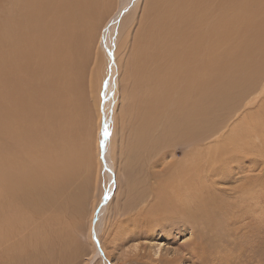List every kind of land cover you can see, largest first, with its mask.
Listing matches in <instances>:
<instances>
[{"label":"bare ground","instance_id":"bare-ground-1","mask_svg":"<svg viewBox=\"0 0 264 264\" xmlns=\"http://www.w3.org/2000/svg\"><path fill=\"white\" fill-rule=\"evenodd\" d=\"M148 1V12L142 18L143 29L137 35L140 46L137 48L136 60L140 70L137 66L138 72H133L137 73L138 86L134 85L137 90L135 97L131 96L136 99L137 92L142 93L138 98L142 114L141 129L136 142L140 150L159 158L161 151L167 149L165 158L167 155L173 156V150L178 146L184 154L195 148L197 152L192 156L193 164L188 166V174L193 165L198 174L199 165L204 159L228 162L239 160L244 153L250 152L247 146L253 151L259 150L258 145H250L249 140L242 141L240 138V143L234 142L236 145H228L224 141L223 148L219 145L213 150H206L205 156L202 147L205 140L203 130L208 127V120L215 115L214 112L230 110L232 105L229 103L240 97L233 95V92L244 87L243 79H256L262 71L264 0ZM121 3L122 0H0V264H26L28 258L32 259L31 264H52L55 261V264H68L65 259L74 260L69 264H76V261L81 264L83 257L87 256L85 249L77 246L67 232L57 237L58 247L54 246L48 224L44 230L41 229L44 245L33 254L27 247L33 239L32 234L24 237L20 236L23 230H13L30 225L28 218L35 213L33 209L38 207V196L44 204L55 206L56 200L48 192L51 186H46L51 184L52 177L65 185L72 183V165L78 164L76 149L82 145L77 120L84 117L82 111L87 96L83 87L88 78L87 65L93 52L99 63L98 47L105 50L108 46L110 32L107 30L113 22L110 20L105 28L108 12L115 7L112 14L117 17L123 10L121 7L117 13ZM252 3H257L256 10L251 8ZM127 22L132 23L134 19L130 18ZM126 23H123L124 26L121 24L123 30L128 28ZM134 45L137 46L136 43ZM114 61L117 63L116 59ZM110 72L111 77L106 78L109 82L105 83L101 93L102 101L94 110L98 109L97 143L101 168L104 163L100 152L111 162L112 152L108 154L110 145L107 147V144H111V133L103 150L100 141L102 126L105 123L108 126L110 114L116 106L111 93L114 88L112 81L117 82L116 64ZM88 82L90 88L95 89L97 81L94 83L91 79ZM87 112L89 117L90 110ZM166 114L169 115V125L165 126L167 134L154 140L147 139L146 130L149 133L150 129L158 128L159 120ZM80 126L81 123L79 129L82 132ZM216 126L213 125L208 134L215 135L220 129ZM172 136L177 139H172ZM50 164L55 167L53 170ZM257 167L261 177L263 167L260 164ZM212 170L217 172L213 179L220 177L224 171L222 163L218 162V169L213 167ZM196 176L197 179H189L192 187L186 190H183L186 186L184 177L168 187L165 185L167 188L164 190H157L153 206L155 214L160 218L166 215L188 221L198 220L204 212L203 208L208 207V201L203 200L204 189L207 188L205 183L211 180L206 177L203 179V174L202 181L200 176ZM257 185V195L254 190L239 191L237 200L243 203L253 201L256 206L260 205L261 195L264 198L263 185ZM53 189L51 191L55 195L59 193L63 196L64 190L58 191L57 185ZM112 190V187L108 189V193H112ZM59 198L61 201V196ZM208 198L215 200L212 194ZM82 200L80 198V202ZM105 205L101 206L99 213L104 211ZM153 207L145 211L147 219L152 215ZM256 218L260 220L258 225L262 224L259 212ZM50 225L54 226L53 221H50ZM125 227H128L127 224ZM7 238L14 245L10 246ZM254 239L262 241L263 236ZM53 246L48 260L46 257L39 258L44 249ZM95 250L89 262L84 264H93V260L98 259L100 248L96 247Z\"/></svg>","mask_w":264,"mask_h":264},{"label":"rangeland","instance_id":"rangeland-1","mask_svg":"<svg viewBox=\"0 0 264 264\" xmlns=\"http://www.w3.org/2000/svg\"><path fill=\"white\" fill-rule=\"evenodd\" d=\"M148 6V0H122L120 9L117 11L118 13L123 7L121 14L117 17L113 16L115 7L108 12V21L106 20L107 22L104 23L106 25L105 28L110 20H113V22L107 30V32H110L107 38V50L98 47L99 63L93 52L91 56L95 58L90 56V61L87 65L88 78L83 87L87 96L84 112L82 111L84 117L77 120V130L82 134V145L80 144V148L76 149L77 154L75 156L76 158L78 157L79 165L77 163H75L76 167L75 164L72 165L71 187L67 184L71 189L65 185L66 183L63 184V182L56 181V178L52 177L50 179L51 184L46 186H51L48 188V192L56 200L55 206L44 204V201H41L38 196L36 198L38 207L35 210L33 209L35 213L30 214L28 218L30 225L14 229L13 231L23 230L24 232L20 233V236L24 237L26 234H32L33 239L27 244L28 251L31 254L44 245L42 243L41 229L44 230L46 224H48L47 228H49V231L52 230L51 235H53L51 238H53L54 246L57 245V237L63 235V232H67L69 233V238H72L77 246L85 249L84 252L87 256L83 257L81 264L89 262L96 251V247L100 248L103 256L99 255L97 260H93V264H264V198L261 195V204L257 206L255 205L256 202L253 201L252 203L248 201L243 203L237 200L239 191L254 190L257 195V184L263 185L264 196V173L259 177L261 174L257 167L260 164L264 170V63L262 71L258 75L259 78L256 77V79L250 80L247 77L244 78V87L233 92V95H239L240 97L229 103V105H232L231 109L215 111V115L208 120V127L203 130L205 140L202 147V152L205 156L207 154L206 150H213L215 146L219 145H222L220 148H223L225 142H228V145H236L234 142H238L240 138L242 141L249 140L248 143L250 145H258L259 150L253 151L247 146L246 148L250 152L244 153L239 160L228 162L213 158V161L204 159L199 165L198 174L194 165L190 166V174L187 171L188 166L191 163L193 164L194 158L192 159V156L197 152L195 148L193 151L187 150L184 154V151L178 146L173 150V156L167 155L164 158L167 152V149H165L161 151L159 158H154L152 153L150 155L141 151L136 143L140 135V116H142L138 98L139 94L142 96V93L137 92L136 99L133 98L137 90L135 87L138 86L136 72L140 70L139 62L136 60L137 48L140 46L137 35H140V29H143L142 24L144 22L142 18L148 12ZM250 6L253 10L257 9V3H252ZM130 18L134 19V22L126 23ZM123 23H126L127 30L122 29L121 24L124 26ZM262 25L264 26V23ZM118 26H120V29ZM117 38H119L118 46L116 45ZM132 52L133 54H131ZM114 59H116L117 63H115ZM131 61L132 63L130 64ZM134 61L135 64L133 63ZM115 64L117 82L112 81L114 82V88L111 85L113 89L111 93L115 97L116 106L110 114V121L108 120V128L112 140L111 144H107V147L110 145L111 148L108 149L110 150L108 154L110 155L112 152L110 156L111 162L105 159L103 154H101L102 152H100V158L104 163L103 168H101L97 143L98 109L97 111L94 110L102 101L101 93L105 83L109 82L106 78L111 77L112 72L110 71ZM137 66L138 71H136ZM91 79L94 83L97 81V86L93 90L88 82ZM108 88H110V85ZM132 95L133 99L131 98ZM89 107L92 108L89 109ZM87 110H90L89 117L86 115L88 113ZM166 115H162L158 128L150 129L149 133L146 130L145 137L147 139L153 138L152 140H154L167 134L168 130L167 127L165 129V126L169 125V115ZM85 116L87 119H85ZM81 120L86 121L87 124ZM80 123L82 132L79 129ZM213 125H217L216 127L220 129L218 128L219 130L217 129L218 131L212 136L208 134V130ZM77 130L75 133L78 132ZM174 137L172 136V139ZM175 139L177 138L175 137ZM240 142L241 140L238 143ZM133 145L137 147H133ZM186 153H188L187 156ZM244 155L245 157H243ZM218 162L222 163L224 171L219 175L220 177L213 179L212 177L217 172H214L212 168L218 169ZM173 167H176L177 170ZM54 168L50 164V169L53 170ZM202 174L203 179L206 177V179L210 178L211 181L205 183L207 188L204 189L205 197L203 200L208 201V207L203 208L204 212H202L201 217H198V220L190 219L188 221L181 218L176 219L173 216L166 217V215V218H160L155 214L153 206L156 201L155 192L157 190H164L171 184L177 183L183 177L186 185L183 190H186L189 186L192 187L189 179H197L196 175H198L202 181ZM184 175H186V179ZM55 182L57 183L55 184ZM163 184L167 187H164ZM56 185L59 189L58 191L60 189L64 190L63 196L59 193L55 195L53 188ZM253 186L255 187L253 188ZM111 187L113 192L109 194L108 189ZM51 189L53 190L51 191ZM75 192L76 194H74ZM210 194L214 195L215 200L208 198ZM59 196H61V201ZM105 196L109 197L103 202L102 200ZM80 198L83 199L81 202ZM61 204H65V207ZM104 205V211L99 213V209ZM151 207H153V212L150 218L147 219L145 211L151 209ZM137 212L140 216L136 215ZM258 212L262 217V224L260 225H258L260 220L256 218V213ZM102 218L104 221H102ZM132 219L135 220L132 221ZM50 221H53L54 226L50 225ZM100 222L101 224H98ZM126 224L128 227H125ZM91 232L92 234L95 232V240H93ZM262 236V241L254 239V237ZM76 239L77 241H75ZM7 241L10 246L14 245L12 240L7 238ZM262 244L263 247H261ZM54 246L44 249L41 252L42 256L39 258L46 257L48 260ZM137 247H139L138 253L134 251ZM157 256L160 259H157ZM30 260L31 262H29ZM65 260L68 264L74 261ZM55 262H52V264H55ZM25 263L31 264L32 259L28 258ZM75 263L77 264L78 262L76 261Z\"/></svg>","mask_w":264,"mask_h":264},{"label":"snow or ice","instance_id":"snow-or-ice-1","mask_svg":"<svg viewBox=\"0 0 264 264\" xmlns=\"http://www.w3.org/2000/svg\"><path fill=\"white\" fill-rule=\"evenodd\" d=\"M109 136H110V131H109V129H108L107 124L105 123V124L102 126V131H101V137H102V139H101V141H100V148H101V150H103V149L106 147V141H107V139L109 138ZM104 198H105V200L108 199L107 196H105ZM92 238H93V240H95V232H93V234H92ZM134 251H135L136 253H138V252H139V247H137ZM100 255L103 256V252H101ZM157 259H160V257L157 256Z\"/></svg>","mask_w":264,"mask_h":264}]
</instances>
